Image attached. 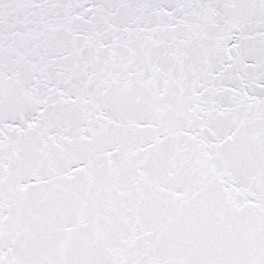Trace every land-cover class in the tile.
I'll use <instances>...</instances> for the list:
<instances>
[{"label": "snow or ice", "instance_id": "6c2138e0", "mask_svg": "<svg viewBox=\"0 0 264 264\" xmlns=\"http://www.w3.org/2000/svg\"><path fill=\"white\" fill-rule=\"evenodd\" d=\"M0 264H264V0H0Z\"/></svg>", "mask_w": 264, "mask_h": 264}]
</instances>
